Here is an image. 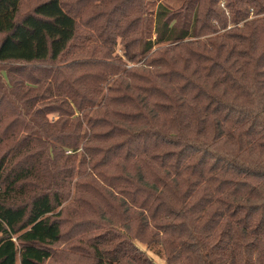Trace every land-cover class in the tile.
<instances>
[{"label":"trees","instance_id":"16d2710c","mask_svg":"<svg viewBox=\"0 0 264 264\" xmlns=\"http://www.w3.org/2000/svg\"><path fill=\"white\" fill-rule=\"evenodd\" d=\"M94 1L43 0L19 18L22 0H0V64L21 78L0 84V125L14 118L0 144L26 135L0 158V264H46L63 237V182L38 188L42 156L80 157L83 177H99L73 184L94 192L86 204L141 211L134 238L127 225L113 249L119 227L88 240L95 264H155L136 240L163 247L166 264H264V16L246 21L264 0H195L186 28L159 5L147 41L132 36L144 14L122 20L142 0L80 17ZM118 39L141 67L112 57Z\"/></svg>","mask_w":264,"mask_h":264},{"label":"rangeland","instance_id":"374dc122","mask_svg":"<svg viewBox=\"0 0 264 264\" xmlns=\"http://www.w3.org/2000/svg\"><path fill=\"white\" fill-rule=\"evenodd\" d=\"M43 1V0H22L21 9L19 13V18H21L26 12H29L33 9L36 3ZM129 0H97L94 1L90 7L87 6L83 11L80 17H86L92 15V13L97 11L108 12L109 10L115 9L117 4H120L118 8H122L124 10L127 6V2ZM142 12L136 13L133 11L134 9L128 10L125 13V18L123 25L126 26L135 15H143L144 22L140 25L138 29V33H134L135 35L142 38V41H147L149 39H154V23H155V16L158 10V6L162 5L166 10L170 11L172 15L170 16L173 18L172 24L175 25L177 28H186L189 26L192 20V15L195 7V0H142ZM222 0L219 3V8L222 9ZM116 13V12H115ZM118 14V13H116ZM146 15V16H145ZM264 15L256 16L253 12H250L249 16L247 17L246 21L255 20L256 18H262ZM103 20V19H102ZM102 22V21H101ZM243 22H240L238 27H241ZM235 27L228 23L226 27V31ZM1 38V37H0ZM203 39V38H202ZM94 50L89 45V48L85 50L84 53H76L80 54H87ZM81 55V56H82ZM112 57L114 59H119L123 61L128 69H138L141 67V63H136L135 61L129 62L128 60L124 59L122 54V45L120 44V40H117L116 45L113 48ZM18 64L15 63H8V64H0V73L2 74L3 78L0 76V84L4 81L14 83L16 80H21L19 75L16 74H8L6 76V72L17 66ZM2 70V71H1ZM140 73L144 72V70H140ZM0 74V75H1ZM27 86V85H25ZM24 86V87H25ZM26 88V87H25ZM4 113V110H3ZM7 115V112L4 113ZM50 121H54L57 119V115L51 114L48 116ZM14 118L5 119L4 122L0 125V135L3 132V128H5L11 120ZM106 130V129H103ZM20 134L17 138H7L4 139L2 144H0V158L7 154L8 158L12 156V153L9 152L10 149L15 148V143L25 137V132L23 130H19ZM10 135V133H9ZM38 150V149H37ZM36 150V151H37ZM24 156L17 155V158L13 161L12 165H20L22 163ZM102 158V155H98L97 161ZM25 160V159H24ZM46 158L44 159L43 156L40 158V164L42 165V170L48 169V175L45 178H42L40 181H34L38 185V188L45 189L49 185L53 183L51 179L56 174H59V179L63 182L60 187H58L59 192L60 190L64 189L63 195L65 197L64 202L62 203V211H61V218L65 220L62 225V230L64 232L63 237L61 240L53 246V256L52 258L46 262V264H95V261L92 258L91 249L89 248L88 240L92 239L93 237L104 234L103 239L107 237L110 233H107L108 230L113 229V227H119L117 229V233L112 238V242L109 244L110 248L113 249L118 243H120L124 237L120 227L127 226L126 232L132 238L135 237L136 233V218H139V214L141 211L136 210L134 207L130 208L128 215L123 212L122 208L116 207L113 208L108 202V208L102 207L101 209H95L97 207L96 204H100L99 199H95L92 202L93 204H86L89 200H92L93 193H87L86 190L81 189L82 187H73L75 182H79V184L83 183H93L96 185L104 186L102 182L98 178H84L82 171L85 169V164L82 165L80 162V157H77L75 160H61L58 162V166H55L52 162H46ZM67 161V162H65ZM120 162V160H117ZM120 168L116 169H102L100 168L98 172L103 174L106 178H112L121 173ZM68 172H72V178L68 177ZM52 188H57L56 186H52ZM35 190L36 192H28L27 198L33 196V194H37L40 192ZM55 190V189H53ZM118 199V197H117ZM119 200V199H118ZM194 199L192 202H195ZM115 206V204L112 202ZM112 209V210H111ZM60 210V209H59ZM58 210V211H59ZM103 212L106 214L104 215ZM144 215V214H143ZM191 215H189L190 217ZM192 217V216H191ZM176 222V221H174ZM108 223H111L112 226H109ZM97 225H104L105 227H97ZM84 226L86 228H84ZM135 244L143 250L155 264H166V257L164 248L158 244H153L151 246L146 245V243L142 240L138 242L135 241ZM108 248V247H107ZM109 249V248H108Z\"/></svg>","mask_w":264,"mask_h":264}]
</instances>
